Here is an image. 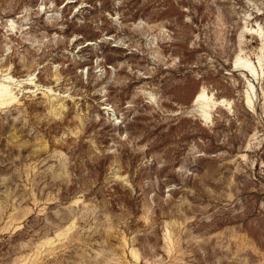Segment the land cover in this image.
<instances>
[{
  "label": "rangeland",
  "instance_id": "1",
  "mask_svg": "<svg viewBox=\"0 0 264 264\" xmlns=\"http://www.w3.org/2000/svg\"><path fill=\"white\" fill-rule=\"evenodd\" d=\"M263 58L264 0H0V264H264Z\"/></svg>",
  "mask_w": 264,
  "mask_h": 264
},
{
  "label": "bare ground",
  "instance_id": "2",
  "mask_svg": "<svg viewBox=\"0 0 264 264\" xmlns=\"http://www.w3.org/2000/svg\"><path fill=\"white\" fill-rule=\"evenodd\" d=\"M11 23V22H10ZM259 29V28H258ZM261 32V31H258ZM264 59V58H263ZM234 64H239L242 63V67H248V63L247 61H243L242 59H240L238 56L236 57V59H234ZM258 60V59H257ZM250 62V61H249ZM250 64V63H249ZM261 65V63H260ZM253 66V65H252ZM237 67V66H236ZM260 67V66H259ZM240 68V67H239ZM247 69V68H246ZM252 69V68H251ZM254 69V68H253ZM255 73V72H254ZM8 80L6 77H1L0 78V104L3 102H6L7 100L13 102L16 99V96L12 93L10 87L7 85ZM208 95L206 93V91L204 89H202L201 91H199L197 93V95L194 98V103H200L206 99H208ZM206 102V101H205ZM203 104V103H202ZM247 105H248V99H247ZM208 107V106H207Z\"/></svg>",
  "mask_w": 264,
  "mask_h": 264
}]
</instances>
